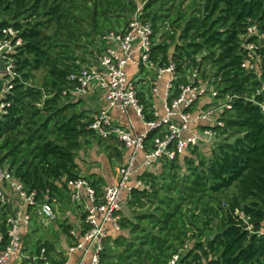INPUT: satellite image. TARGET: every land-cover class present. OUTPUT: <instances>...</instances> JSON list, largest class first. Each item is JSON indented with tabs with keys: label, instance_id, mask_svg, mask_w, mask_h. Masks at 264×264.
<instances>
[{
	"label": "trees",
	"instance_id": "1",
	"mask_svg": "<svg viewBox=\"0 0 264 264\" xmlns=\"http://www.w3.org/2000/svg\"><path fill=\"white\" fill-rule=\"evenodd\" d=\"M136 10L135 0H0V41L10 39L12 29L14 42H21L12 55L13 77H0V97L10 88L0 113V165H9L28 190L42 197L50 190L52 198L62 195L64 178L81 177L76 160L84 139L93 136L91 113L63 92L72 74L90 57L96 60L100 38ZM144 13L156 27L171 24L178 62L207 52L203 62L223 93L239 99L226 121L229 137L209 165L187 158L186 168L170 164L142 175L151 189L131 193L130 215L115 237L123 249L119 259L170 264L191 241L179 264H264V93H257L259 79L242 69L240 41L250 25L264 36V0H148ZM167 48H155L164 61ZM260 52L264 70V38ZM133 208L148 211L134 217ZM237 211L250 218L253 233Z\"/></svg>",
	"mask_w": 264,
	"mask_h": 264
},
{
	"label": "built area",
	"instance_id": "2",
	"mask_svg": "<svg viewBox=\"0 0 264 264\" xmlns=\"http://www.w3.org/2000/svg\"><path fill=\"white\" fill-rule=\"evenodd\" d=\"M135 1L137 10L129 21L100 38L101 47L96 50L95 63L72 74L70 84L63 92L64 98L70 101H79L99 92L104 106L91 113L87 129L93 136L88 138L115 139L123 146L126 156L117 170L114 185L98 189L93 181L84 177L64 178L59 184L71 203L79 205L84 197L89 201L79 228L64 224L69 228L73 244L61 264H105L103 256L107 241L122 232L124 203L131 200L134 190L151 189L142 175L161 172L170 164L186 168L187 158H193L198 165V153L205 155L202 160L209 165L229 137L226 121L239 96L223 93L215 72H210L203 62L207 52L192 58L184 57L183 62H178L175 58L180 52L176 51L172 40L175 31L171 24L165 22L154 26L144 13L148 0ZM8 34L10 39L0 41V57L7 67L1 78L13 77L12 55L21 45L20 40L14 42L17 32L10 29ZM263 38L259 27L250 25L240 39L241 66L262 83L258 94L264 91L260 52ZM156 47H168V61L155 52ZM6 83L9 85V80ZM9 90L7 87L0 97V113ZM251 102L258 104L255 98ZM260 107L264 112V104ZM137 122L142 124V131ZM152 132L156 135L149 142ZM43 196L28 190L9 165H0V264L24 260L50 264L45 247L31 256L24 253L28 234L40 223L48 226L56 220L54 205L60 195L50 198V190H47ZM236 214L253 233L250 218L244 212L237 211ZM6 239L8 242L4 245ZM188 249L186 243L172 257L170 264H179ZM75 254L79 257L72 260Z\"/></svg>",
	"mask_w": 264,
	"mask_h": 264
},
{
	"label": "crops",
	"instance_id": "3",
	"mask_svg": "<svg viewBox=\"0 0 264 264\" xmlns=\"http://www.w3.org/2000/svg\"><path fill=\"white\" fill-rule=\"evenodd\" d=\"M95 97L98 98V112L104 104L101 101L99 92H96L95 95L88 97V99L90 102L97 105ZM137 124L138 129L142 131V124L139 122H137ZM125 156L123 146L115 139H111L110 141H101L86 138L83 141L81 150L78 152L76 162L80 169V176L90 179L93 183L97 184V188H100L102 186L114 185L116 183L117 170L123 163ZM64 196L65 195H63L62 192L60 199L54 205L56 210V220L61 219V222L55 223V220L48 226H43V224L40 223L36 230L31 231L28 234L24 245V253L26 255H34L40 250V248L45 247L50 258V264H59L61 263V260L64 259V254L67 252L70 245L73 244V240L63 227V224H68L72 228H79L84 219L83 210L89 204V201L84 197L79 205L71 203L72 208H67L64 203ZM129 202L130 201L124 203V216L130 215V210L128 209ZM77 257H79V254H75L72 260ZM7 264L35 263L24 260L10 261Z\"/></svg>",
	"mask_w": 264,
	"mask_h": 264
},
{
	"label": "rangeland",
	"instance_id": "4",
	"mask_svg": "<svg viewBox=\"0 0 264 264\" xmlns=\"http://www.w3.org/2000/svg\"><path fill=\"white\" fill-rule=\"evenodd\" d=\"M187 4H188V2H186L185 4H184V7H186L187 6ZM97 50V49H96ZM95 50V51H96ZM95 63V60H93V58H89V60H88V65H92V64H94ZM87 66V65H86ZM83 67H85V66H83ZM82 67V68H83ZM42 76H43V73L42 72H38V73H36V79H37V83H39L40 81H41V78H42ZM0 77H2V76H0ZM263 93H264V91H263ZM82 103H83V107H84V109H86L87 111H89L90 113H95V112H97V110L99 109V103H97V101H98V98H96L95 97V101H96V104L97 105H95V104H93L92 102H90V100L88 99V97H84V98H82ZM101 104V103H100ZM118 152V151H117ZM197 156H198V161H200V160H202L203 159V157L205 156L204 154H197ZM197 161V162H198ZM234 194V190H232V191H229L228 192V196H232ZM64 203H65V205H66V207L68 208V207H71V200H70V197H69V195L67 194V195H65L64 196ZM72 208V207H71ZM132 213L134 214V217L137 215V214H140V213H146L147 211H148V209H145V210H141L142 212H140V209H135V208H133L132 210ZM133 211H135V212H133ZM61 222V219H59V220H56L55 221V223H60ZM126 235H128L127 233H126ZM114 237V236H113ZM128 239H130V242H131V240L133 239V237H132V235H130V236H128ZM188 245H189V247H191V245H192V242L190 241V242H188ZM106 248H107V251H106V256H105V258H104V263L105 264H126V263H122L121 261H120V259H119V256L122 254V252H123V249H119V248H117V246L115 245V237L114 238H110L108 241H107V243H106Z\"/></svg>",
	"mask_w": 264,
	"mask_h": 264
},
{
	"label": "water",
	"instance_id": "5",
	"mask_svg": "<svg viewBox=\"0 0 264 264\" xmlns=\"http://www.w3.org/2000/svg\"><path fill=\"white\" fill-rule=\"evenodd\" d=\"M7 71L6 63L5 61L0 57V75L3 76L5 75Z\"/></svg>",
	"mask_w": 264,
	"mask_h": 264
}]
</instances>
